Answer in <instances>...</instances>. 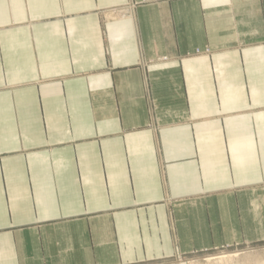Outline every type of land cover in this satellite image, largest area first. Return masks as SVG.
<instances>
[{"label": "crops", "instance_id": "obj_1", "mask_svg": "<svg viewBox=\"0 0 264 264\" xmlns=\"http://www.w3.org/2000/svg\"><path fill=\"white\" fill-rule=\"evenodd\" d=\"M257 198L264 0H0V264L149 258Z\"/></svg>", "mask_w": 264, "mask_h": 264}, {"label": "rangeland", "instance_id": "obj_2", "mask_svg": "<svg viewBox=\"0 0 264 264\" xmlns=\"http://www.w3.org/2000/svg\"><path fill=\"white\" fill-rule=\"evenodd\" d=\"M203 53L195 51V54ZM224 203L215 202L207 213H194L185 218L178 215L176 221L168 223V237L162 235L161 246L155 244V238L152 245H146L145 257L149 258L108 261L117 255L114 247H100L96 261L81 264H264V198H257L253 205L246 200L234 205L232 199L230 203L225 199ZM125 250L124 258H133L136 252L140 257L142 253L140 249H133L127 256L129 250L126 255ZM220 256L223 259L216 260Z\"/></svg>", "mask_w": 264, "mask_h": 264}, {"label": "bare ground", "instance_id": "obj_3", "mask_svg": "<svg viewBox=\"0 0 264 264\" xmlns=\"http://www.w3.org/2000/svg\"><path fill=\"white\" fill-rule=\"evenodd\" d=\"M223 258L220 256V258H216V260H222Z\"/></svg>", "mask_w": 264, "mask_h": 264}]
</instances>
